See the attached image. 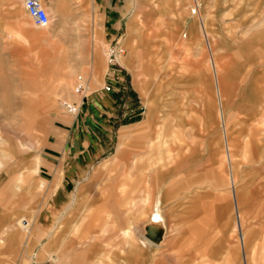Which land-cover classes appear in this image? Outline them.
I'll return each mask as SVG.
<instances>
[{
    "label": "rangeland",
    "instance_id": "obj_1",
    "mask_svg": "<svg viewBox=\"0 0 264 264\" xmlns=\"http://www.w3.org/2000/svg\"><path fill=\"white\" fill-rule=\"evenodd\" d=\"M146 1L124 0L120 36L101 44L99 33L92 31L98 17L92 15L89 0L63 1L64 6L52 12L42 0L51 19L46 27L36 26L27 16L23 0H0V222L12 213L21 234L18 244L11 247L10 264H245L241 240L247 232L250 264H264V229L260 228L264 185H259L264 136L253 137L251 143L247 137L251 125L264 129V116L257 112L264 100V83L252 86L259 74L264 76V57L257 54L264 52V0H155L168 12L157 42L169 52L157 46L149 78L140 67L137 42L129 32L135 11ZM182 31L187 38L194 37L191 43L182 41ZM111 45L119 49L118 63L112 66L116 137L106 160L97 164L99 174L92 176L86 193L85 189L73 193L72 222L68 224L63 214L36 234L34 223L41 217L47 191L38 176L40 151L52 128L72 119L64 102L81 100L74 89L78 76L88 81L87 94L108 82ZM213 60L225 84L227 126L220 116ZM70 65L76 71L65 80L61 69ZM169 71L177 78L169 80L170 75H165ZM58 72L67 85L50 94L46 76ZM135 72L142 90L135 86ZM103 73L107 80L99 87ZM161 130L168 147L176 149L180 143L183 155L188 156L190 147L197 145L192 164L202 173L200 187L192 185L180 195L161 197L159 187L165 179L158 178L154 184L133 180L135 160L149 156L138 152L139 139L146 137L148 152L152 137ZM179 133L181 142L176 141ZM120 150L128 156V164L119 157ZM170 153L167 150L165 155ZM169 166L171 178L179 177L176 161ZM155 169L156 163L147 171ZM194 174H187L183 181ZM109 185L116 187L111 191ZM144 185L151 187L149 199L134 204V190L141 187L144 193ZM195 190L218 196L208 205L191 206L185 200L177 204ZM155 212L165 216L168 227L160 247L146 242L144 236L146 226L156 224ZM239 214L248 217L243 227L236 224ZM51 235H57L60 243L65 237L66 244L48 252L44 261L39 258L40 245ZM5 242L0 235L2 249ZM196 251L201 255L193 260ZM2 257L0 251V264H4Z\"/></svg>",
    "mask_w": 264,
    "mask_h": 264
},
{
    "label": "crops",
    "instance_id": "obj_2",
    "mask_svg": "<svg viewBox=\"0 0 264 264\" xmlns=\"http://www.w3.org/2000/svg\"><path fill=\"white\" fill-rule=\"evenodd\" d=\"M63 1L68 0H44V3L52 12L55 10H59V7L62 8L64 4L61 2ZM89 3L92 7V15L94 17H98L97 24L93 22L92 31L99 33V37L102 40L101 44H103L104 42H113L120 36L121 30L124 25V17L126 13L124 0H89ZM166 14H168V12H165L163 9L158 7V4L155 0H147L144 4L138 6L133 16L132 23L129 25V32L134 36L133 38L137 42V58L139 60L140 67L146 73L147 78L151 77L152 75L150 67L152 65V60L156 55L157 46L161 48V51L163 53L169 52L167 49H162L161 46L163 45V43L158 44L157 42V37L160 36V31L164 30L163 28L167 23L165 19ZM27 16L29 15L27 14ZM172 33L174 34L172 36L180 38L177 32ZM193 38L194 37H192L191 35L187 38L186 32H183L181 37L182 41L186 44L187 42L191 43ZM256 39L257 41H259V45H262L261 38L258 37ZM171 53V56L173 57L174 55H176L172 50ZM257 54L259 58L264 57V52ZM213 63L215 67V80L219 99L220 116L225 126H227L223 101L225 84L221 80L222 77L219 74L217 64L214 60ZM169 66H172V64L170 63ZM106 69H108V66ZM61 70L64 71L67 75V78L65 80H68L69 76H72L74 74L76 68L70 65L67 68H63ZM165 75H170L169 80L177 78V76L175 77L174 74L170 71ZM62 78L64 77H61L60 72L56 74L50 73L49 76H46L48 82L47 88L50 90V94H53L56 90L62 89L67 85V81H63L64 79ZM102 80L103 83H101V85H98L99 87L106 83L107 79L104 73ZM134 83L139 90L143 89L144 86L142 83H140L139 76L136 72L134 73ZM263 83L264 76L262 74H259L253 81L252 86H263ZM116 97L117 95L115 92V88L112 91L108 92L101 87L98 90L92 91L90 94L86 93V97L85 99H83L79 114L75 117H72V119L67 122H62L56 125V127L52 128L51 132H49L47 140L44 143V147L39 154V171L37 170L38 163L36 162V170L38 171V176L40 179L45 181V185H47V191L45 196L43 197V206L42 210L40 211V213L42 212L41 217L36 218L34 223V233L39 234L41 230H45L47 227L51 226L52 223L56 222L60 215L67 214L66 221L68 224L74 219L75 213H73V209L75 207V204H72L70 206V202L75 198L73 197V193L75 191L78 192L80 189H85L86 193V191L91 186L90 179L92 178V176L99 174L97 164L100 163L101 159L106 160L105 155L111 149V146L116 137ZM260 102L261 104L259 105L261 108L257 112H259L258 114H260L261 116H264V100L262 99ZM178 131L181 132L180 130ZM162 133L163 130L158 132V136H154L155 134H157L154 130V137H152V146L148 152L146 148V137H142L139 139L140 147L138 148V152H145L147 153V155L149 154V156H147L146 158L144 157L139 160H135L133 164V172H135L133 180L136 181V179H141L146 183L147 181H150L154 184V182L156 183L158 181V178L165 179V182H163V186L159 187L161 197L163 195H167L170 197L173 195H180L185 189L190 188L192 185L195 188L200 187L204 183V181L199 178L200 174L202 173H198V171H196L198 169L196 163L192 164L197 156L195 154L196 151H198L197 145L195 147H190L188 156L183 155L181 144L179 143V146L176 149L168 147V140L162 138ZM262 136H264L263 127L257 124L251 125L247 134V137L249 138L248 143H251L254 138H261ZM176 138L177 142L182 141L180 133L176 136ZM226 138L228 141L229 136L227 130ZM246 147L247 146L245 145V148ZM229 149L230 147H228V150ZM167 150L171 153L166 156L165 154ZM173 151H175L174 154ZM261 155L263 158L262 160H264V151ZM119 157L124 158L127 164L129 163L128 156L122 155L121 150L119 152ZM186 158L189 161L185 165ZM172 160L176 161L175 169L181 170L180 176L177 178H171L173 169L171 168V166H169V164L172 162ZM154 163H156V169L152 170V172L150 173L147 170L151 165L153 166ZM263 167L264 163L262 164L261 168ZM186 168L187 170L185 172ZM187 174H194L195 180H192L194 178H191V180L189 181H183ZM261 177L262 178L259 182V185H264V172L262 173ZM232 183L235 190L236 204L239 208V201L237 197L238 195L235 186L236 182L234 178L232 180ZM144 186L146 187V189H144L143 191L144 193L141 192V187L134 190V204L146 202L149 199L151 187L149 185ZM114 187H116V185H109L107 189L112 191V188ZM111 191H107V194H109V192ZM217 196L218 195L216 193H207V195H203L195 190V193L192 196L187 195L183 197V199H180L177 204L181 205V202L185 200L191 203V206L208 205L211 201L216 200ZM260 211L262 212L264 211V209H261ZM154 214L155 215L153 217V220L157 225H160V227L164 229L163 238L160 242H155L148 236L146 228L147 226L151 225V223L146 226L144 236L146 242L151 245L160 247L161 244L165 241L168 227L164 215H162L160 212H155ZM246 217L247 216L239 214V218L238 221L236 220V224L240 227H243V223ZM14 222L15 219L12 213L4 215L3 221L0 222V235H3V237L7 241L5 242L7 244H5L3 249L2 247H0L4 264H6V261L10 264L12 251L11 247L18 244L15 242H18L17 240L21 238V234L16 230ZM189 224L192 225V220ZM260 228L264 229V223L260 225ZM186 232L187 231L185 230V233ZM32 240L33 239L31 237L27 240V242H25V245L27 246V243L32 242ZM249 240V233L247 232V234H244L242 236L241 240V248L244 252L243 263L245 264H250L252 254L249 250ZM65 244V237L64 242L60 243V240L57 239V235L49 236L48 239L41 242V247L39 249V258L44 259L45 261L48 252H51L53 250L56 251L58 249L60 250V248L58 247L65 246ZM199 255L201 254L197 253V251L194 252L192 257L193 260L198 259L200 257Z\"/></svg>",
    "mask_w": 264,
    "mask_h": 264
},
{
    "label": "built area",
    "instance_id": "obj_3",
    "mask_svg": "<svg viewBox=\"0 0 264 264\" xmlns=\"http://www.w3.org/2000/svg\"><path fill=\"white\" fill-rule=\"evenodd\" d=\"M23 4L26 12L31 17L33 23L36 26L46 27L50 24V15L46 6L43 5L42 0H23ZM108 52L110 53L109 66H108L109 68L108 73L110 78H108V82L104 85L103 89L109 92L114 89L113 83L115 82L114 81L115 68L112 66L117 65L118 63L117 58L119 54V49L111 45V47L108 49ZM74 89L78 95H81L80 102H76V101L64 102L66 112L72 117H75L79 114L83 99H85L86 97V93L88 89V81L86 80V78L79 75ZM47 264H52V263H47Z\"/></svg>",
    "mask_w": 264,
    "mask_h": 264
},
{
    "label": "bare ground",
    "instance_id": "obj_4",
    "mask_svg": "<svg viewBox=\"0 0 264 264\" xmlns=\"http://www.w3.org/2000/svg\"><path fill=\"white\" fill-rule=\"evenodd\" d=\"M43 3V2H42ZM44 5V4H43ZM31 18V17H30ZM16 20V19H15ZM20 19L17 18V22L19 21ZM50 23H51V19H50ZM50 25V24H49ZM48 25V26H49ZM109 58H110V53L108 52L107 54V60L109 62ZM201 183V182H200ZM147 230V234L148 236L155 242H160L163 238V235H164V229L162 227H160V225H157V224H151L149 226H147L146 228Z\"/></svg>",
    "mask_w": 264,
    "mask_h": 264
}]
</instances>
